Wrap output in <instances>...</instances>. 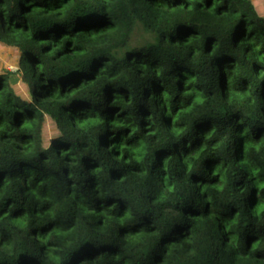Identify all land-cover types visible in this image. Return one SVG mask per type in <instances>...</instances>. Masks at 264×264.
Segmentation results:
<instances>
[{"label": "trees", "instance_id": "16d2710c", "mask_svg": "<svg viewBox=\"0 0 264 264\" xmlns=\"http://www.w3.org/2000/svg\"><path fill=\"white\" fill-rule=\"evenodd\" d=\"M262 10L0 0V264H264Z\"/></svg>", "mask_w": 264, "mask_h": 264}, {"label": "rangeland", "instance_id": "374dc122", "mask_svg": "<svg viewBox=\"0 0 264 264\" xmlns=\"http://www.w3.org/2000/svg\"><path fill=\"white\" fill-rule=\"evenodd\" d=\"M16 51H14L11 48H7L4 45L0 43V74L3 73V71H14L16 69ZM17 83L16 89L21 91L24 98H29V91L25 89L24 85L22 83L19 84L18 80L15 82ZM51 122L48 119L47 124L45 126V137L44 140L46 143H48L49 139V128L51 126Z\"/></svg>", "mask_w": 264, "mask_h": 264}, {"label": "clouds", "instance_id": "9594fccd", "mask_svg": "<svg viewBox=\"0 0 264 264\" xmlns=\"http://www.w3.org/2000/svg\"><path fill=\"white\" fill-rule=\"evenodd\" d=\"M260 2H261V0H253V6L254 7H259L260 6ZM262 11H264V10H262Z\"/></svg>", "mask_w": 264, "mask_h": 264}]
</instances>
